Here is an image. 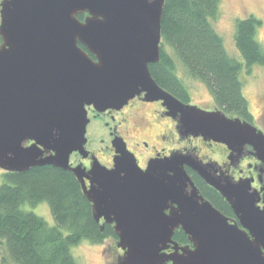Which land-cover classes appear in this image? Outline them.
<instances>
[{
	"label": "water",
	"instance_id": "95a60500",
	"mask_svg": "<svg viewBox=\"0 0 264 264\" xmlns=\"http://www.w3.org/2000/svg\"><path fill=\"white\" fill-rule=\"evenodd\" d=\"M164 1L0 2V169L22 173L51 165L72 172L93 220L113 225L122 251L117 264H264V182L258 191L248 179H221L209 165L177 152L149 161L142 171L119 144L113 172L85 174L68 165L72 152L84 153L85 106L119 109L144 92L178 116L183 135L222 143L232 152L251 147L264 173L261 131L220 110L183 105L151 77ZM27 139L55 155L37 159L22 148ZM185 167L220 194L241 228L199 194ZM179 228L191 248L172 239Z\"/></svg>",
	"mask_w": 264,
	"mask_h": 264
},
{
	"label": "trees",
	"instance_id": "16d2710c",
	"mask_svg": "<svg viewBox=\"0 0 264 264\" xmlns=\"http://www.w3.org/2000/svg\"><path fill=\"white\" fill-rule=\"evenodd\" d=\"M219 0H165L161 18V37L169 47L170 58L154 67L153 76L174 94L187 95L185 83L176 75L186 74L207 89L214 106L229 117L250 123L249 104L242 93L240 74L252 66H264V50L256 39L261 22L254 16L235 24L234 43L244 61L230 57L222 38L214 30ZM85 15H78L83 20ZM1 44V39H0ZM191 180L201 195L218 211L230 212L222 197L197 176ZM46 204L55 225L26 210ZM65 232V233H64ZM117 239L112 227L93 220L89 202L75 178L60 169L41 168L22 173H3L0 185V246L5 247L13 264H79L71 248L82 241L101 244ZM173 239L187 244V236L175 231ZM5 263L2 258L0 264Z\"/></svg>",
	"mask_w": 264,
	"mask_h": 264
},
{
	"label": "flooded vegetation",
	"instance_id": "af4514ba",
	"mask_svg": "<svg viewBox=\"0 0 264 264\" xmlns=\"http://www.w3.org/2000/svg\"><path fill=\"white\" fill-rule=\"evenodd\" d=\"M79 46L93 61H96L94 55H92L84 46ZM158 52L159 61L149 63L148 70L153 80L163 91L172 95L183 105L196 106L207 112L218 110L215 106L205 108L194 104L188 88L187 95L183 97L180 93L174 94L165 87H162L153 76V69L160 63L162 58L167 59L168 61L170 58L169 47L163 43L162 37H160ZM183 70L182 67H177L175 71L177 77L184 82V79L182 78V75L184 74ZM85 110L88 121L85 128L86 142L83 147L84 153L74 151L69 155L68 165L70 168L79 167L85 174H90V172L95 169H100L105 172H113L118 168V165H115L114 160L120 155L117 148V144H119L123 150L125 149L132 155L137 167L142 171H145L149 161L154 159H164L177 152L180 154H189L202 164L209 165L215 175L221 179L228 178L233 182L248 179L251 180V187L258 191L264 182L262 166L254 156L251 147L243 146L237 151L232 152L222 143L204 140L202 137L183 135L180 132L178 116H170L169 110L163 105L162 100L148 101L145 98L144 92L129 99L119 109L109 108L100 112L95 110L93 106H85ZM250 124L253 125L252 123ZM256 129L261 131L264 135V129ZM22 148L31 155L37 156V159H44L55 155L54 151L44 149L32 139L25 140L22 143ZM45 167L55 170L59 169L51 165H45L31 167L27 171L38 170ZM185 171L189 177L197 176L198 179L204 183V181L190 168L185 167ZM65 172L70 173L74 177L72 172ZM76 182L81 189L79 182L77 180ZM84 183L86 187H89L90 183L88 179H84ZM197 190L201 195L200 190L198 188ZM204 199L209 202L206 198ZM222 201L229 208L230 212H226V214L221 213L228 219L230 224H235L241 228V225L230 206L224 201V199H222ZM256 205L261 208L263 206L262 200ZM169 211L170 209L165 210V214H168ZM99 225H103V228L105 226L113 228V225L105 224L103 219L99 221ZM178 230L181 229L179 228L175 231ZM187 241L188 242L185 245H180L176 241L175 242L179 246H188L191 248L192 244L188 240V237ZM166 252L170 253L171 250L169 249Z\"/></svg>",
	"mask_w": 264,
	"mask_h": 264
},
{
	"label": "rangeland",
	"instance_id": "374dc122",
	"mask_svg": "<svg viewBox=\"0 0 264 264\" xmlns=\"http://www.w3.org/2000/svg\"><path fill=\"white\" fill-rule=\"evenodd\" d=\"M249 16H254L261 22L256 31V39L264 50V0H219L217 17L212 21L214 30L222 38L227 54L242 63L243 68H245L244 61L234 43L235 24L238 20ZM183 73L182 78L190 90L192 102L205 108L214 107L206 87L201 82L190 78L185 70H183ZM240 80L242 82V93L249 104L252 116L250 123L263 130L264 66L255 65L248 71L243 69ZM3 173L4 171L0 169V185ZM25 209L42 217L49 226L55 225L46 204H40L34 209L26 206ZM116 243L117 239L113 238H108L101 244H92L84 240L71 248V254L79 264H117V259L122 255V251L117 248ZM2 258H5L4 264H13L8 258L3 245L0 246V262Z\"/></svg>",
	"mask_w": 264,
	"mask_h": 264
}]
</instances>
